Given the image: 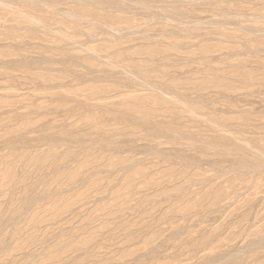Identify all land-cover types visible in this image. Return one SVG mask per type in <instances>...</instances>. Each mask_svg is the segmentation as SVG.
<instances>
[{
    "label": "rangeland",
    "instance_id": "rangeland-1",
    "mask_svg": "<svg viewBox=\"0 0 264 264\" xmlns=\"http://www.w3.org/2000/svg\"><path fill=\"white\" fill-rule=\"evenodd\" d=\"M0 264H264V0H0Z\"/></svg>",
    "mask_w": 264,
    "mask_h": 264
}]
</instances>
